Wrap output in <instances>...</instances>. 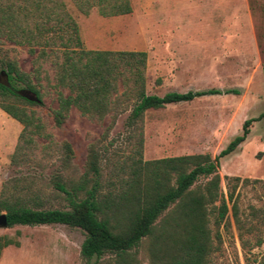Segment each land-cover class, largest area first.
<instances>
[{
  "label": "rangeland",
  "instance_id": "374dc122",
  "mask_svg": "<svg viewBox=\"0 0 264 264\" xmlns=\"http://www.w3.org/2000/svg\"><path fill=\"white\" fill-rule=\"evenodd\" d=\"M63 1L78 26L83 48L145 52L146 94L210 87L238 88L240 92L147 109L132 127L125 125L133 102L129 97L116 106L118 113L103 136L109 115L100 121L89 120L70 107L61 123L54 125L50 114L56 107L53 68L48 61H41L35 86L41 104L16 103L32 115L38 127L25 134L30 140L19 141L15 163L10 157L21 125L16 130L19 124L0 110V188L5 180L20 178L39 194L44 207L66 209V200L52 181L76 180L83 171L88 145L97 155L99 191H114L137 159L195 153L212 157L240 132L242 121L251 118L246 139L234 152L218 159L224 198L233 185L225 177L247 181L233 186L232 201L227 202L228 212L219 226H213V214L209 215L211 234L218 232L219 240L208 264H264V187L254 181L264 180V118L256 119L264 110L260 67L264 59V0H129L128 14L111 17H101L94 9L83 15L70 0ZM1 47L14 48L8 50V56L15 58L22 71H32L33 56L24 48ZM2 53L0 50V56ZM0 81L4 82L2 74ZM60 91L67 94L66 89ZM24 96L32 98L30 92ZM63 142L69 145L70 154ZM231 202L237 222L231 215ZM2 237L16 244L0 250V264H82L78 251L83 233L78 228L12 225L0 227ZM142 250L141 264H149Z\"/></svg>",
  "mask_w": 264,
  "mask_h": 264
},
{
  "label": "trees",
  "instance_id": "16d2710c",
  "mask_svg": "<svg viewBox=\"0 0 264 264\" xmlns=\"http://www.w3.org/2000/svg\"><path fill=\"white\" fill-rule=\"evenodd\" d=\"M70 3L83 15L91 9L101 17L131 11L129 0H70ZM5 44L24 48L33 56L35 65L31 72H24L15 58L8 56V50L14 48H0L3 52L0 74L4 76V82L0 81V110L21 125L11 163L16 162L19 141L30 140L25 134L38 127L32 115L16 103L41 104L35 87L39 83L41 61H48L53 68L56 107L50 114L54 125L61 123L70 107L89 120L100 121L109 115L103 136L118 113L116 106L129 97L133 102L125 125L132 127L147 109L200 96L240 92L238 88L210 87L146 94L145 52L83 48L78 26L63 0H0V45ZM260 67L264 80V59ZM23 89L32 98L18 93ZM60 89H66L67 94ZM261 118L264 110L256 119ZM251 121L244 119L240 132L212 157L195 153L137 159L120 177L114 191H99L97 155L88 145L83 171L77 179L67 183L60 178L52 181L63 194L66 209L44 207L39 194L22 184L24 180L11 178L0 188V212L5 214L6 227L61 224L80 229L83 239L78 254L82 264H141L142 247L149 264H208V256L219 240L218 232L211 234L209 215L213 214V226H219L228 212L227 202L232 201L233 186L247 181L237 176L225 177L233 185L224 198L217 173L218 159L245 140ZM63 147L70 154L69 145L63 142ZM254 181H260L264 187V180ZM230 210L237 222L234 202ZM9 244L16 242L0 238V250Z\"/></svg>",
  "mask_w": 264,
  "mask_h": 264
},
{
  "label": "water",
  "instance_id": "95a60500",
  "mask_svg": "<svg viewBox=\"0 0 264 264\" xmlns=\"http://www.w3.org/2000/svg\"><path fill=\"white\" fill-rule=\"evenodd\" d=\"M28 92L27 90L23 89L18 91L19 94L24 96V93ZM0 227H6V218L4 213H0Z\"/></svg>",
  "mask_w": 264,
  "mask_h": 264
},
{
  "label": "crops",
  "instance_id": "0c3cea01",
  "mask_svg": "<svg viewBox=\"0 0 264 264\" xmlns=\"http://www.w3.org/2000/svg\"><path fill=\"white\" fill-rule=\"evenodd\" d=\"M12 119V118H11ZM17 122V121H16ZM18 123V122H17ZM19 124V123H18ZM19 127H20V124H19V126H18V128L16 129V130H19ZM247 137V136H246ZM246 139V138H245ZM241 144V143H240ZM235 151V150H234ZM234 151H232V152H234Z\"/></svg>",
  "mask_w": 264,
  "mask_h": 264
}]
</instances>
